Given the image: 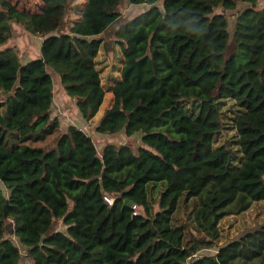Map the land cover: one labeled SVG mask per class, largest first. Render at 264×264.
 Instances as JSON below:
<instances>
[{
	"label": "trees",
	"instance_id": "obj_1",
	"mask_svg": "<svg viewBox=\"0 0 264 264\" xmlns=\"http://www.w3.org/2000/svg\"><path fill=\"white\" fill-rule=\"evenodd\" d=\"M37 1L0 0V264L22 260L10 220L32 264H264V226L217 249L222 220L264 201L261 0H87L72 24L71 0ZM126 2L149 8L127 18ZM14 24L44 39L38 60L2 49ZM117 46L96 132L129 143L99 153L52 117L47 69L90 122L98 54Z\"/></svg>",
	"mask_w": 264,
	"mask_h": 264
},
{
	"label": "rangeland",
	"instance_id": "obj_2",
	"mask_svg": "<svg viewBox=\"0 0 264 264\" xmlns=\"http://www.w3.org/2000/svg\"><path fill=\"white\" fill-rule=\"evenodd\" d=\"M13 2L19 4L20 9L29 10L32 12H40L41 8L43 9L44 7L43 3L37 0H13ZM86 3L87 0H71L69 24H72L75 20L80 18L81 12L84 10ZM263 6L264 0H261L259 7ZM242 7L244 6L239 5V8ZM148 8L149 6H145V4L133 6L129 2H126L123 12L124 16L127 18H133L135 15L146 11ZM13 27L14 32L11 39L2 49L11 48L16 54L19 55L21 62L24 63L32 60H38L41 56V37L35 36V38L31 36V34L26 32L20 25L14 24ZM96 62L97 68L100 71L102 85L106 92V97L104 104L100 108V111L90 122L82 119L78 111L76 101L72 99V97L64 88L59 75L52 68H48L47 71L53 80L54 107L52 109V117L59 120L62 130H66L67 126L69 125H75L78 128L84 130L92 138L99 153H101L104 147L108 144L127 145L129 140L125 138L123 135L124 133L110 136L101 135L96 132L97 122L104 114V111L110 108L112 105L113 95L111 88L121 79V70L124 64L123 54L118 46L113 51V53L105 54L104 50L101 49ZM0 99H3V97H0ZM8 145L11 147V141L8 142ZM135 147H137V145ZM236 155L238 158L239 153ZM3 187L4 185L0 181V189ZM3 190L6 192L5 188H3ZM262 226H264V201L255 202L247 211L238 215L228 216L222 220L220 224L222 238L217 249L242 239V237L248 233H253L259 230ZM6 228L9 238L12 239V241L20 248V251L22 252V260L20 264H32V259L27 254V248L22 246L15 236L14 222L10 220L7 223ZM60 230H63V226L61 224ZM204 253L212 254L216 253V251H203L202 253L196 255V259H200L202 256H204Z\"/></svg>",
	"mask_w": 264,
	"mask_h": 264
},
{
	"label": "crops",
	"instance_id": "obj_3",
	"mask_svg": "<svg viewBox=\"0 0 264 264\" xmlns=\"http://www.w3.org/2000/svg\"><path fill=\"white\" fill-rule=\"evenodd\" d=\"M31 36L35 37L34 35H31ZM38 37H40V36H38ZM35 38H36V37H35ZM40 39H41V41L43 42L44 39H43L42 37H41Z\"/></svg>",
	"mask_w": 264,
	"mask_h": 264
},
{
	"label": "built area",
	"instance_id": "obj_4",
	"mask_svg": "<svg viewBox=\"0 0 264 264\" xmlns=\"http://www.w3.org/2000/svg\"><path fill=\"white\" fill-rule=\"evenodd\" d=\"M193 258H195V259H193ZM193 258H192V260H191V261L197 260V259H196V258H197L196 256H195V257H193Z\"/></svg>",
	"mask_w": 264,
	"mask_h": 264
}]
</instances>
